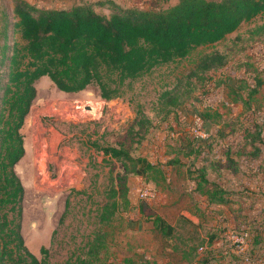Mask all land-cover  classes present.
<instances>
[{
  "label": "rangeland",
  "instance_id": "rangeland-1",
  "mask_svg": "<svg viewBox=\"0 0 264 264\" xmlns=\"http://www.w3.org/2000/svg\"><path fill=\"white\" fill-rule=\"evenodd\" d=\"M26 1L68 9L109 0ZM111 1L123 8L150 4ZM13 7V0H0V47L24 44L13 30ZM95 10L110 15L103 7ZM263 24L264 13L222 41L126 82L121 96L110 101L101 99L96 84L67 94L47 77L35 82L36 97L21 130L25 153L15 173L24 189L21 235L38 260L66 264L85 258L103 232L100 264H264V37L252 35ZM217 56L223 65L204 73L207 81L188 78L205 57ZM177 90L183 103L163 111L161 94ZM93 144L123 147L133 158L163 165L166 180L155 184L136 176L130 164L108 161ZM176 159L180 164L166 165ZM39 169L43 181L36 177ZM118 177L126 179V190L113 220L102 226L98 215ZM208 193L229 200L218 205ZM35 201L38 221L31 220ZM157 216L174 228L166 241L146 222ZM241 238L247 239L243 246L233 241Z\"/></svg>",
  "mask_w": 264,
  "mask_h": 264
},
{
  "label": "trees",
  "instance_id": "trees-1",
  "mask_svg": "<svg viewBox=\"0 0 264 264\" xmlns=\"http://www.w3.org/2000/svg\"><path fill=\"white\" fill-rule=\"evenodd\" d=\"M149 1L145 9L123 8L111 0L47 9L13 0L12 26L24 44L0 47V68L5 67L4 81L0 73V264H46L29 251L21 235L24 189L15 173L25 153L21 130L36 97V81L47 77L57 90L67 94L96 84L101 99L110 101L121 96L126 82L183 59L199 47L222 41L264 13V0H177L172 6H166L170 0ZM97 6L109 10L110 15L98 14ZM252 35L264 37V24ZM221 60L219 56L205 57L188 78L207 81L209 77L203 79L202 75L223 65ZM185 84L191 86L189 81ZM182 97L178 90L164 91L159 99L161 109L171 112L183 103ZM92 146L108 161L130 164L136 176L155 184L166 180L163 165L133 158L123 147ZM176 164H180L177 159L166 163ZM125 183L124 177H118L108 190L98 215L100 225L107 226L113 220ZM197 188L201 190L200 185ZM208 197L218 205L229 200L218 193H208ZM146 222L161 241L173 236V226L163 218ZM106 239L105 233H97L86 257L66 264H100L97 256ZM40 254L46 256L44 247Z\"/></svg>",
  "mask_w": 264,
  "mask_h": 264
},
{
  "label": "bare ground",
  "instance_id": "bare-ground-1",
  "mask_svg": "<svg viewBox=\"0 0 264 264\" xmlns=\"http://www.w3.org/2000/svg\"><path fill=\"white\" fill-rule=\"evenodd\" d=\"M43 154H44V152H42ZM41 153V154H42ZM45 155V154H44ZM40 158V160H39V162H38V167L39 168H42L43 169V166H44V161H45V159H44V156L42 157V156H40L39 157ZM31 169V171H32V174L34 173V170H33V168H30ZM39 172L40 173H42L41 174V176L39 175V173H38V176H36L38 179L41 177L42 178V181L46 178V176H45V173H44V171L42 172V170L41 169H39ZM37 179V180H38ZM26 198V197H25ZM40 201V200H39ZM35 203V205H34V207H33V210H32V213H31V220H33V221H38L39 219H41V214H40V211H39V206H38V202L37 201H35L34 202ZM42 239H39V241H41Z\"/></svg>",
  "mask_w": 264,
  "mask_h": 264
},
{
  "label": "built area",
  "instance_id": "built-area-1",
  "mask_svg": "<svg viewBox=\"0 0 264 264\" xmlns=\"http://www.w3.org/2000/svg\"><path fill=\"white\" fill-rule=\"evenodd\" d=\"M245 240H247V239H243V238H241V239H233V241L236 244H238L239 246H243L245 244V242H244Z\"/></svg>",
  "mask_w": 264,
  "mask_h": 264
}]
</instances>
